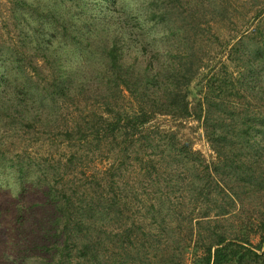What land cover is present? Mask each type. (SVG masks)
Instances as JSON below:
<instances>
[{"label":"trees","instance_id":"obj_1","mask_svg":"<svg viewBox=\"0 0 264 264\" xmlns=\"http://www.w3.org/2000/svg\"><path fill=\"white\" fill-rule=\"evenodd\" d=\"M17 2L23 45L42 66L0 49V121L55 132L69 154L38 167L0 160V184L15 185L0 201V264H182L189 250L198 264H264V8L249 9L216 65L200 23L172 0ZM79 102L101 112L59 126ZM158 117L199 123L214 161ZM96 156L107 166L85 164ZM171 178L195 217L162 194ZM245 200L259 218L228 224Z\"/></svg>","mask_w":264,"mask_h":264},{"label":"rangeland","instance_id":"obj_2","mask_svg":"<svg viewBox=\"0 0 264 264\" xmlns=\"http://www.w3.org/2000/svg\"><path fill=\"white\" fill-rule=\"evenodd\" d=\"M18 0H0V49L4 53L11 55L15 53L18 63L15 65L30 68L31 59L34 64L41 67L42 63L32 58V53L23 45L26 31L29 29L27 23L19 20L18 14ZM129 3V8H135L139 5L141 0H126ZM149 3L150 0H142ZM178 5L180 13L187 14L190 18L196 19L201 25L202 33L200 36L201 43L204 42L206 50L210 53L209 58L213 64L221 61L225 62V57L221 53V49L226 42L232 43L235 37L240 36L248 27L250 22L249 9L257 3V8H264V0H172ZM248 5L241 6L249 2ZM33 11V10H31ZM40 11H36L37 13ZM45 14V13H43ZM252 16V15H251ZM28 22L35 21L34 13L27 15ZM208 24V27H207ZM161 36L158 35V38ZM160 39L158 40V42ZM199 41V43H200ZM157 42V44H158ZM219 45H218V44ZM159 46V45H158ZM220 47V49H219ZM8 50L9 52H7ZM121 106L125 109L132 108L133 104L127 94L122 98ZM95 108V109H93ZM91 107L90 104L79 102L75 106H65L61 109L59 117V126L71 124L78 120L80 114L86 115L91 112H101L100 108ZM8 120L0 121V160H3L6 166H9L13 161L21 158L24 162L38 167L41 165H49L55 161L64 162L68 157L69 151L66 146L55 139L57 133L45 134L41 127H36L35 130L29 131L24 125H11ZM154 125L160 130L174 132L179 140L184 143L187 142L191 145L195 152L201 154L202 158L211 163L214 161L215 156L210 150L205 141L203 130L199 123L192 119L183 121H174L168 117H158L154 121ZM85 164L95 166V170H101L109 163L105 157L96 156L94 162L87 160ZM105 162V163H103ZM2 171V170H1ZM7 171V170H6ZM168 172V171H166ZM166 172L162 171V179L166 176ZM162 183L159 187L162 189V194H169V198L173 203H180V210L183 216L193 217L197 214V209L189 201V195L180 194L177 188L174 187L175 179ZM12 181L3 179L0 184V201L5 199L10 190L14 189ZM144 187V185L142 186ZM257 200H245L242 205H236L234 210V219L229 220L228 224L236 225L240 221L248 220L249 218H259L258 212L261 213L262 209L255 207ZM196 207V206H195ZM200 208V207H199ZM192 210H195L193 214ZM192 214V215H191ZM191 215V216H190ZM192 218V217H191ZM182 219V218H181ZM180 220V218H179ZM178 219H172L170 226L176 228L178 226ZM184 231H181L183 233ZM180 233V234H181ZM253 246L259 242L258 236H253L250 240ZM201 253L192 254L191 251L183 256L182 264H198Z\"/></svg>","mask_w":264,"mask_h":264}]
</instances>
